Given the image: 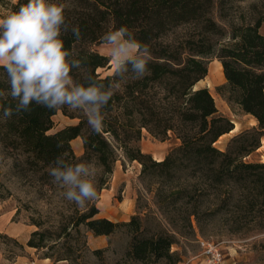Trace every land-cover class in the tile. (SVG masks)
I'll return each instance as SVG.
<instances>
[{
    "label": "trees",
    "instance_id": "16d2710c",
    "mask_svg": "<svg viewBox=\"0 0 264 264\" xmlns=\"http://www.w3.org/2000/svg\"><path fill=\"white\" fill-rule=\"evenodd\" d=\"M3 0H0V3ZM246 0H50L64 3L65 19L79 27L81 38L72 32L62 33L70 59L81 61L80 69L71 75L87 85L85 75L107 87L114 80L120 83L106 108L104 127L94 133L85 114L67 112L79 118L55 132L52 119L57 111L33 102L30 111L3 119L0 113V147L13 156V166L20 162L47 178L54 160L62 156L66 163L94 164L99 170L96 178L97 196L106 187L115 161L122 156L141 164V174L170 179L183 174L197 177L210 187L237 186L244 192V205L252 213L255 230H264V162L245 161L243 157L260 146L264 135V0L243 7ZM27 3L18 0L12 12ZM126 27L133 37L150 49L148 73L141 79H125L102 75L99 68H108L109 56L92 48L104 43L109 31ZM218 59L225 83L217 89L226 100L238 106L257 121L255 135L241 132L231 138L226 149L218 148V138L231 131L234 123L218 113L208 87H196L208 73V65ZM0 90H8L7 76L0 68ZM9 103L14 101L9 99ZM164 140L169 132L179 140L161 160L143 152L139 142L142 131ZM80 137L83 153L76 156L70 141ZM58 143L61 147H58ZM184 182L159 197H182L190 191ZM1 196V194H0ZM95 199L86 202L72 227L84 224L94 235H110L125 226L131 234L126 256L152 264H177L178 252L171 249L175 235L165 230L147 234L138 215L128 221H113L96 216ZM197 215L192 209L188 212ZM257 219V220H256ZM39 236V238H35ZM43 237L35 230L27 240L29 246L43 248ZM100 254V250H94ZM50 257L45 255L44 258Z\"/></svg>",
    "mask_w": 264,
    "mask_h": 264
},
{
    "label": "rangeland",
    "instance_id": "374dc122",
    "mask_svg": "<svg viewBox=\"0 0 264 264\" xmlns=\"http://www.w3.org/2000/svg\"><path fill=\"white\" fill-rule=\"evenodd\" d=\"M255 1L258 0L243 1L241 6ZM17 2L3 0L0 3V17L11 13L12 6ZM261 31L264 32V26ZM92 48L108 56L104 43L93 44ZM217 60L210 61L207 75L197 82L196 87H208L218 113L228 117L234 125L238 124L234 133L222 135L215 143L218 148L226 149L231 138L241 132H248V137L257 134L255 129L258 124L253 116L229 103L218 91L217 88L225 83V77L218 71ZM98 72L109 74L111 67L99 68ZM67 112L84 114L83 111L69 108ZM62 113L59 110L52 117L54 126L48 133L63 127L61 125L67 121L75 124L79 120ZM178 143L172 132L166 139L160 140L143 130L139 145L154 160H161ZM259 143L260 148L243 157V160L264 162V135ZM70 145L76 156L82 155L83 142L81 152L72 141ZM13 159L8 151L0 147V264H12L20 256H23L20 259L25 264L31 260L41 264L40 259L47 254L50 255L47 257L48 264H152L126 256L131 234L125 226L117 228L110 235L100 236L94 235L84 224L72 227L73 220L86 204L81 207L68 201L63 195L65 189L54 183L50 175L39 178L23 162L17 167L13 166ZM91 165L95 168L96 186L99 170L94 164ZM184 177L181 173L170 179L142 175L138 161L118 156L108 183L99 192L95 203L98 209L110 214L115 212L114 206L119 203L123 206L119 214L124 210L131 211L126 219L113 221H128L132 215H138L147 234L158 230L173 233L175 243L171 249L181 256L177 264H186L188 259L199 253V238L220 243L225 254L222 264H264V230L248 227L252 225L253 217L245 208L244 192L237 186L215 189L197 177ZM184 182L194 184L185 196L159 197L160 189L161 192H168L169 187L176 188ZM192 209L197 211V215H191L187 220L188 212ZM35 230L43 237V248L37 249L27 244ZM94 250L101 253L95 254ZM188 264L202 263L194 259Z\"/></svg>",
    "mask_w": 264,
    "mask_h": 264
},
{
    "label": "clouds",
    "instance_id": "9594fccd",
    "mask_svg": "<svg viewBox=\"0 0 264 264\" xmlns=\"http://www.w3.org/2000/svg\"><path fill=\"white\" fill-rule=\"evenodd\" d=\"M64 3L50 0H27L18 10L0 17V68H3L8 90H0V113L3 119L29 112L35 102L49 110L65 106L83 111L94 133L104 127L106 108L120 88L115 80L107 87L91 75H85L87 85L75 81L72 70L82 67L81 61L70 59L62 33L69 30L79 40V27L66 23ZM107 46L112 77L141 79L149 71L150 49L138 42L126 27L109 31L103 36ZM9 99L14 104L9 103ZM58 147L61 145L58 143ZM49 175L65 189L63 195L77 206L97 198L94 183L95 168L90 163H66L62 156L54 160Z\"/></svg>",
    "mask_w": 264,
    "mask_h": 264
},
{
    "label": "built area",
    "instance_id": "2783aa9c",
    "mask_svg": "<svg viewBox=\"0 0 264 264\" xmlns=\"http://www.w3.org/2000/svg\"><path fill=\"white\" fill-rule=\"evenodd\" d=\"M198 243L200 247L199 253L193 256L191 259H188L186 264L194 259H197V261L202 264H222L225 254L220 243L203 238H199ZM29 264L39 263H37L35 260H31Z\"/></svg>",
    "mask_w": 264,
    "mask_h": 264
},
{
    "label": "crops",
    "instance_id": "0c3cea01",
    "mask_svg": "<svg viewBox=\"0 0 264 264\" xmlns=\"http://www.w3.org/2000/svg\"><path fill=\"white\" fill-rule=\"evenodd\" d=\"M58 111L56 112V114H54L53 116L57 115ZM63 114V113H62ZM64 115V114H63ZM65 116V115H64ZM70 123H73V122H70V121H67L65 122L63 125L61 126H64L66 124H70ZM236 130H234L233 132H228V133H225V134H231V133H234ZM147 132V131H146ZM224 135V134H223ZM72 143L77 147V150L78 152H81L82 150V140L80 137H75L73 138L72 140ZM121 203H119L118 206H114V209H115V212L114 213H108L106 211H102L101 208H99V212H98V215L99 216H102V217H107L109 219H112V220H120V219H126V216H129V212L131 213V211L129 210H124L125 212H121V214H119L118 211H120L119 209H122L123 206H120ZM9 230V229H7ZM100 236V235H99ZM98 242L100 240H97ZM28 253V252H27ZM23 256H20L18 257L17 260H15L12 264H25L24 261H22L20 258H22ZM41 264H48L49 263V259L48 258H44V259H40Z\"/></svg>",
    "mask_w": 264,
    "mask_h": 264
},
{
    "label": "bare ground",
    "instance_id": "6f19581e",
    "mask_svg": "<svg viewBox=\"0 0 264 264\" xmlns=\"http://www.w3.org/2000/svg\"><path fill=\"white\" fill-rule=\"evenodd\" d=\"M110 63V62H109ZM217 66H218V71H219V73L222 75V76H224V74H223V71H222V65H221V62L219 61V60H217ZM111 67V66H110ZM214 72V71H213ZM216 74V73H215ZM221 77V76H220ZM223 79V78H222ZM238 129V124L236 123L235 125H234V127H233V129L231 130V131H229V132H233L234 130H237ZM222 136V135H221ZM220 136V137H221ZM260 148V147H259Z\"/></svg>",
    "mask_w": 264,
    "mask_h": 264
},
{
    "label": "water",
    "instance_id": "95a60500",
    "mask_svg": "<svg viewBox=\"0 0 264 264\" xmlns=\"http://www.w3.org/2000/svg\"><path fill=\"white\" fill-rule=\"evenodd\" d=\"M108 68H110V63H108Z\"/></svg>",
    "mask_w": 264,
    "mask_h": 264
}]
</instances>
